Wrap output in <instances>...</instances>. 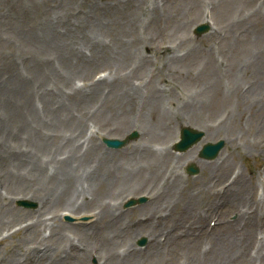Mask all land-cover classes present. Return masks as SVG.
Wrapping results in <instances>:
<instances>
[{"label":"rangeland","instance_id":"1","mask_svg":"<svg viewBox=\"0 0 264 264\" xmlns=\"http://www.w3.org/2000/svg\"><path fill=\"white\" fill-rule=\"evenodd\" d=\"M129 2L0 0V92L22 88L10 108L17 107L23 114L22 98L26 96L42 111L48 108V99L52 110L69 114L70 126L82 125L69 142L64 138L69 135L68 126H60L49 139L52 153L57 151L56 159L70 150L72 158L82 164L78 171V167L73 170L78 179L65 189L62 176L53 175L55 163L35 181L23 176L21 182L19 176L8 173L15 158L6 145L13 147V142L8 133L0 131V203L8 201L6 206L0 205V264H127V258L133 257L125 253L128 246L139 249L138 264H207L233 237L236 241L248 239V245L243 243L244 251L233 246L229 253L224 252L235 258L232 264H264V257L258 255L260 241L264 247V215L259 218L264 214L262 1L135 0L132 6ZM202 23L210 24L211 30L196 37L193 28ZM58 33L73 37L79 53L91 62L80 64L78 58L63 55V51L68 62L63 64L55 50L50 52L52 47L59 50L64 46V41L53 40ZM93 36L97 38L93 40ZM95 80L102 82L97 93L92 86ZM127 85L140 87L139 92L122 94ZM154 88L163 91V103L153 99ZM41 96L47 98L43 104ZM171 109L179 112L177 118L163 116ZM184 123L202 130L204 138L177 153L173 144ZM132 132L137 133L136 139L119 150H110L101 141L103 137L122 140ZM219 139L225 140V146L217 159H200L199 148ZM87 144L92 145L88 150ZM28 147L24 139L15 145V153ZM78 152L84 156L80 158ZM125 153L133 158L121 172L130 171L133 178L129 180H117L119 174L110 171L109 159L97 162L100 157L124 158ZM190 157L195 161L187 162ZM152 162L159 163V170L151 168ZM189 163L199 167L197 175L185 173ZM139 166L143 169L133 174ZM83 168L103 178L91 184L89 176L83 179L80 175ZM237 174L252 191L238 193L234 185L227 193L228 202L220 204L224 199L219 192ZM175 175L180 178L173 186H165ZM78 187L83 190L80 194L76 193ZM140 196L146 202L124 207L129 198ZM229 198L244 204L231 205ZM109 199L124 218L120 227L111 222L114 207L105 217L100 214ZM74 202L79 208L75 209ZM183 204L194 208L186 226L197 223L199 214L207 211L220 214L218 220L207 217L194 250L183 245L186 234L175 236L182 228L174 229L170 219L161 220L171 214L179 217ZM240 210L248 213L241 218ZM66 216L73 220L67 221ZM147 219H153L158 246L147 238L150 229L143 232ZM37 220L50 226H40L36 235L31 226ZM213 223L217 226L211 228ZM165 229L172 230L169 238L182 246L167 241L168 236L161 234ZM142 237L146 244L139 246ZM196 252L206 255V261L192 262L187 255Z\"/></svg>","mask_w":264,"mask_h":264},{"label":"bare ground","instance_id":"2","mask_svg":"<svg viewBox=\"0 0 264 264\" xmlns=\"http://www.w3.org/2000/svg\"><path fill=\"white\" fill-rule=\"evenodd\" d=\"M131 1H133V3H134L135 0H130L129 3L132 6L133 3ZM176 3L178 4V2H176ZM212 33H215V31H212ZM96 38H97L96 36H93V40H95ZM56 39L64 41V46L62 49H59V50H56V47H52L54 49H50V52L55 50L54 54L56 56H58L59 59L62 60L63 64L68 63L63 55H67L70 58H74V57L78 58V60L80 61V64H88L91 62V60H89V57L83 56L79 53L78 45L74 41L73 37L72 38L67 37L65 35H60L58 33V34H55L53 36V40H56ZM63 51L65 53H63V55H62ZM56 56H54V57H56ZM64 66H66V65H64ZM149 81L152 82V80H149ZM101 83H102L101 80H100V82H99V80L93 81L92 86H93L94 93L99 92L97 90L100 87ZM131 86H128V85L125 86L122 94L128 93V95L134 96L137 92H139L140 87H136L134 85H133L134 87H131ZM154 89H155V92L157 94L155 96H153V99H156V100H159L162 102L164 99L163 91H161V89H157V88H154ZM21 90H22V88L10 87V88L5 89V92L4 91L0 92V107L3 110V111L0 110V131L6 132L9 134L11 142H13V147L6 145L7 142L4 145H6V148L9 150L10 153H13L14 157H12V158L13 159L15 158L14 162L9 165L8 173H12L13 176L14 175L19 176V181H21V182L22 181L24 182L23 179L21 180V178L23 176L24 177H31L35 181L37 179L36 176L38 174L43 175V172L44 173L46 172V174H47V170L49 169V165H52L53 163H55V172L53 173V175L54 176H59V175L62 176L61 180H63L62 183L65 184V186H64V189H65L66 186H68V185L70 186L72 184V180L78 179L79 174L73 173L74 172L73 170L75 169L74 167H78L77 168V171H78L82 164L81 163L79 164V162L76 160L77 158H75V159L72 158L71 155L73 153H71L70 150L64 151L65 154H67V156H65L64 158L56 159L57 151L55 150V152L53 151V153H52L50 143H49V139L52 137L54 132H56L60 129V126L61 127L62 126H68L69 127V129H68L69 135L66 137L64 136V138H66L67 142H69L73 139V137L75 135L78 136L79 131L82 129V125L80 123V124L76 125V127L70 126L68 123V121L70 119L69 114L63 113V115H62V113H57V111L52 110L49 107V100L45 96H41L39 98V100L42 104L47 99L48 108L47 109L45 108L42 111H39L38 107H35L34 102L28 101L26 96H25V98H22L25 101L24 105L26 108V109L25 108L23 109V114L19 112L20 110L19 111L17 110V107L10 108L11 105L14 104V100L16 98V95H18V94L20 95L19 92ZM28 92L29 91L27 90V95H28ZM118 93H119V91H118ZM78 97L80 98L81 96L78 95ZM81 98H85V96H82ZM131 100L133 102L134 98H131ZM3 101H6V103L4 104ZM55 101H57L58 104H63L62 99H56ZM8 102H10V105H7ZM24 105H23V107H24ZM155 105H157V102H155ZM5 108H7L8 111H4ZM162 108L164 110V107H162ZM165 112L167 115L163 114L164 117L166 116V117H172L173 118V116H174L175 118H177V116L179 115V112L176 110H173V109H171L170 112L168 110H166ZM14 114L16 115L15 117H13ZM8 124L10 127L8 126ZM184 125L186 126L187 124L184 123ZM24 139H25V141H27L29 147H28L27 151L22 152L18 155L17 152L15 153L14 147L16 144H19V142H21ZM23 146H25V145H23ZM63 146L65 148V145H63ZM91 147H92V145L87 144L86 150L90 149ZM189 153H192V152H189ZM189 153H188V155H189ZM77 155L80 156V158L82 156H84L79 152L77 153ZM108 159L111 161V163L108 165L110 171H112V173L116 172L117 174H119L117 180L122 179V178L129 180L130 178H133V177H131L132 173L130 171H127L125 173H121L123 170V166L128 161L133 162V158L128 157L125 153L124 158H120L116 155L111 156L110 158H108V157H102L101 158L100 157V159H97V162H101V161L105 162ZM80 160H84V159H80ZM188 161L190 162V161H195V160L191 159V157H190L187 159V162ZM151 168L159 170V163L152 162ZM142 169H143V167L139 166L138 168H136L134 170L133 174L142 170ZM71 173H73V176L70 178ZM95 174H96L95 171L90 172L89 169H86V168L81 169V172H80V175L83 176V179H84V177H88V176H89V178H91V180H92L90 182L91 184L100 180V178H103L101 176L96 177ZM25 175H27V176H25ZM179 178H180V176L178 177V175L171 177L170 182L165 183V186H173V181L176 179H179ZM50 180L57 181L58 178L50 177ZM15 184H20V183H15ZM58 184H56V185H58ZM100 184H102V181H100ZM25 185H27V184H20V186H25ZM234 185H236L237 192L240 193V191H241L242 194H245L248 191L250 192L253 189V187L250 186V184L248 187H246L247 181H244L242 179V176L238 174L223 190H221L219 192V194L223 193L222 198L224 199L223 202L221 200L220 204L221 203L224 204V203L228 202L227 193L231 192V188ZM5 186L8 187L9 185H5ZM183 187L189 189V187H187V186H183ZM3 188H5V187L3 186ZM55 190H57V188ZM30 192H33V191H30ZM34 192H36V194L38 195L39 190H36ZM34 192H33V195L35 196L36 194ZM82 192H83L82 188L79 189V187H78L76 193L80 194ZM108 193L109 192H107L106 194H108ZM113 193H111V194H113V196H114L115 192H113ZM97 197H100V196L97 195ZM107 197H109V196H107ZM0 199H1V197H0ZM105 199H107V198L105 197ZM110 200L111 199H109V201L105 204V206L103 207L100 214H101V216L105 217V214H110L111 209L114 207V211H112V213H111V216H113V219L111 220V222H113V224L115 226L120 227L119 226L120 222L124 218H123V216L119 217L120 214L117 213V211H118L116 209L117 207H115V205H110ZM249 200L250 199H248L247 202ZM7 202H8L7 200H5L4 202L1 201L0 205L6 206ZM41 202H43V200ZM229 202L231 203V205L244 204L242 201H240L239 203H236L233 200V198H229ZM212 203L214 205H216V207H217V204L215 203L214 200L212 201ZM73 205H74L75 209L79 208L76 202H74ZM252 205H253V203L251 202L250 206H252ZM180 213H181V215L179 217H175L174 215L171 214L172 216L171 215L168 217L163 216L162 217L163 219H161V220L164 223L170 219L171 220L170 223L174 224L173 225L174 229L182 228L178 231L179 233H176L175 236L180 237L181 235L186 234L187 235V238H186L187 242L184 243L183 245L184 246H191L193 250L195 249L196 241L201 237V235L204 234V231L206 229V225L204 224V222L207 220V217L212 215L213 217L217 218V220L220 218V214L218 211L210 210V211H207L203 215L199 214L197 223H194V225L189 224L188 226H186V223H187L186 220L190 217V215H192L194 213V208L192 210L190 208V206L183 204ZM238 213H239V215H241V218H243L248 213V211H241L240 210ZM263 215L264 214L261 213L259 218H261ZM17 219H19V218H17ZM17 219L14 218L13 220H17ZM39 220H41V219H39ZM39 220L34 222V225L31 226L32 228L35 227L34 233L36 235L40 231L39 230L40 226L44 227L46 225L47 226L46 228H48L50 226V225H48L47 221L39 222ZM152 220L153 219H147V221H149V224H148V227H146V230H143V232L147 233V230L150 229V232L147 236L152 240L151 244L154 243L155 246H158L156 244H159L160 241H156L157 237L155 235H153L155 228L152 224ZM133 224H134V222H132V225ZM249 228H251V227L249 226ZM195 231H198V232L195 233ZM116 232H118V230ZM250 232H251V230H250ZM161 234H162V236L167 235L168 236L167 241H169V240L172 241V243L175 246H177V247L182 246V244H178L176 242V240L173 241V238H169L172 235V230L165 229L164 231L161 232ZM195 235H196V237H194ZM246 235H249V233L246 232ZM190 236H192V237H190ZM236 239H237V237L231 238L225 246L221 247L219 255L215 256L207 264H232V262H234L235 258H229V256L227 257L226 253H224V252L229 253L230 248L233 246H238L240 248V251H244L243 247H245V244L243 245V243H246L248 245V242H247L248 239L247 238H246L247 239L246 241H245V239L241 240V241H236ZM226 242H224V244ZM130 247H132V248H130ZM258 249H259L258 255L264 257V254H263L264 247H263L262 241L259 242ZM126 250L127 251H125V253H127L129 255H133V257L129 258V259L127 258L125 263L128 262L127 264H138L140 261V259H139L140 256L138 253H140V252L134 246H128L126 248ZM12 252H13L12 255L14 257L16 252H15V250H13ZM43 254L44 255L46 254L45 250L43 251ZM187 256H188V258L191 259L192 262H193V260H196V261L198 260V263H201L202 261H206V259H207L206 255H202L201 253L198 254L197 252L193 255H187ZM241 257H243V256H241ZM202 264H204V262Z\"/></svg>","mask_w":264,"mask_h":264},{"label":"water","instance_id":"3","mask_svg":"<svg viewBox=\"0 0 264 264\" xmlns=\"http://www.w3.org/2000/svg\"><path fill=\"white\" fill-rule=\"evenodd\" d=\"M203 29L205 30L206 27H203ZM132 136H135V133H133ZM202 136H203V133L200 131H195L189 128H185L182 130V133H181V141L175 145V148L177 150H186L191 145L198 142ZM105 142L108 146H112V147H118L123 144L122 141H118V140H105ZM222 146H223L222 141L216 144L207 143L204 145V147L200 151V156L203 158L212 159L217 155L218 151L222 148ZM188 172L193 174L197 172V169L191 166L188 168ZM134 202L135 201L132 200L128 204H132Z\"/></svg>","mask_w":264,"mask_h":264}]
</instances>
